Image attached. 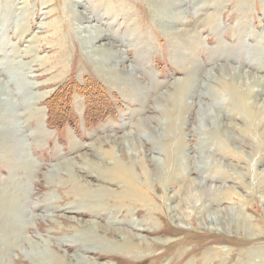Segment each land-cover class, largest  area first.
I'll use <instances>...</instances> for the list:
<instances>
[{
  "label": "rangeland",
  "instance_id": "rangeland-1",
  "mask_svg": "<svg viewBox=\"0 0 264 264\" xmlns=\"http://www.w3.org/2000/svg\"><path fill=\"white\" fill-rule=\"evenodd\" d=\"M262 111L264 0H0V264H264Z\"/></svg>",
  "mask_w": 264,
  "mask_h": 264
},
{
  "label": "bare ground",
  "instance_id": "bare-ground-1",
  "mask_svg": "<svg viewBox=\"0 0 264 264\" xmlns=\"http://www.w3.org/2000/svg\"><path fill=\"white\" fill-rule=\"evenodd\" d=\"M68 2V1H67ZM68 5H70V4H68ZM75 5V4H74ZM71 6V5H70ZM74 7V6H73ZM81 14V13H80ZM73 17V16H72ZM78 20V19H77ZM74 22H75V20H73ZM190 21V20H189ZM79 22V21H78ZM187 22V21H186ZM185 22V23H186ZM81 24V23H80ZM187 24V23H186ZM183 25V24H182ZM187 26V27H186ZM185 27H184V33L185 34H187V33H189V30H188V27H190V22H189V24L188 25H186ZM82 27V26H81ZM78 28V27H77ZM83 28V27H82ZM84 29V28H83ZM91 29V28H90ZM80 32V31H79ZM94 32V31H93ZM86 33V32H85ZM97 34H98V32H97ZM87 36V35H86ZM102 36V35H101ZM98 38V36L95 34V35H93L92 36V40H96ZM193 38V37H192ZM90 39V40H91ZM197 39V38H196ZM196 39H194V40H196ZM97 41V40H96ZM197 41L198 40H196V41H193L192 42V49H194L193 47L196 45V47H197ZM88 42H90V41H88ZM87 42V43H88ZM184 43V42H183ZM88 45V44H87ZM189 47H191V44H190V46ZM190 51H191V48H190ZM192 53V52H191ZM101 54V53H100ZM191 56V55H190ZM191 58V57H190ZM103 62V61H102ZM180 95V97L182 96V93H180L179 94ZM252 97H255V95L254 94H252V93H250V92H248L247 93V95L245 96V97H243V102L245 101V100H249V99H251ZM179 98V97H178ZM246 103V102H245ZM244 108L246 109V111H247V114H248V117L252 120V114H251V111L253 110V106L252 105H250V104H248V103H246L245 105H244ZM262 113H264V111H262ZM261 113V114H262ZM261 114H260V116H261ZM263 115V114H262ZM254 120V119H253ZM264 120V119H263ZM262 121V120H261ZM263 122V121H262ZM11 127H12V125H10ZM5 128V127H4ZM15 129V128H14ZM18 129V128H17ZM10 132V131H9ZM20 133H21V131H20ZM18 131H17V134L19 135L20 134ZM17 135V136H18ZM22 135V134H21ZM20 136V135H19ZM16 145V144H15ZM167 151H169V150H167V149H165V148H163V150H162V153L163 154H165L166 156H167V154H168V152ZM109 158L110 159H112V161H113V167L109 170V172H108V170H104V172H105V175H106V178H107V180H110L113 184H119V185H121L122 186V189H123V191H124V194H126L128 197H130L131 198V200L132 201H135V202H138L139 201V203L142 205V206H148L147 204H148V199H147V197H149V195H148V190H149V185H150V180H149V174L147 173V172H144L143 174V177H142V183L141 184H138L137 182H136V177H135V175L133 174V172H132V169L130 168V167H127L126 165H124L121 161H117V160H115V159H113L112 158V156L110 155L109 156ZM185 181V180H184ZM205 181V180H204ZM185 182H187V181H185ZM186 187V188H185ZM184 187V189H186V191H187V195H186V198H187V200L189 201V202H192L193 204H194V206L196 205V204H199L200 205V207L202 208L201 210H200V212L199 213H201V211H203L204 210V207H203V200H204V198H203V193L205 192V191H207V186H206V182H201V183H197L196 185H195V187H197L198 189H199V193H198V195H195V194H193L192 192H191V190H190V188L191 187H187V186H185ZM121 190V189H120ZM181 190H182V188H181ZM14 200V198L11 200L12 201V204H11V207H10V209L12 208V205H13V207H15V201H13ZM9 202V201H8ZM11 203V202H10ZM197 207V206H196ZM192 208V207H191ZM10 209H8L9 210V212H10ZM8 214H10V213H8ZM11 215V214H10ZM20 216V215H19ZM19 216H16V215H14V216H12V219L13 220H15V218L16 217H19ZM4 229H1V231H3ZM19 230V229H18ZM18 230H16V231H18ZM5 231V230H4ZM11 232L12 231H14V229H11L10 230ZM19 236V235H18ZM17 242V241H16Z\"/></svg>",
  "mask_w": 264,
  "mask_h": 264
},
{
  "label": "trees",
  "instance_id": "trees-1",
  "mask_svg": "<svg viewBox=\"0 0 264 264\" xmlns=\"http://www.w3.org/2000/svg\"><path fill=\"white\" fill-rule=\"evenodd\" d=\"M49 109H50V107H49ZM53 122H54L53 116L49 114L48 119H47V125L48 126H50L52 128H56V129H60L63 126V124L61 123L62 121H59V123H53ZM64 122H66V121H64Z\"/></svg>",
  "mask_w": 264,
  "mask_h": 264
}]
</instances>
